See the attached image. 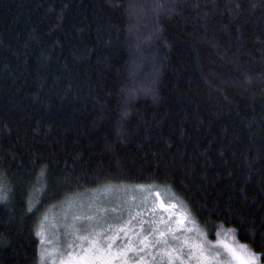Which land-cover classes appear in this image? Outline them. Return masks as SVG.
<instances>
[{"label":"trees","instance_id":"16d2710c","mask_svg":"<svg viewBox=\"0 0 264 264\" xmlns=\"http://www.w3.org/2000/svg\"><path fill=\"white\" fill-rule=\"evenodd\" d=\"M125 187L264 263V0H0V264Z\"/></svg>","mask_w":264,"mask_h":264},{"label":"rangeland","instance_id":"374dc122","mask_svg":"<svg viewBox=\"0 0 264 264\" xmlns=\"http://www.w3.org/2000/svg\"><path fill=\"white\" fill-rule=\"evenodd\" d=\"M36 236L43 264H242L246 258L232 231L208 236L173 196L151 187L67 201L43 217Z\"/></svg>","mask_w":264,"mask_h":264},{"label":"snow or ice","instance_id":"6c2138e0","mask_svg":"<svg viewBox=\"0 0 264 264\" xmlns=\"http://www.w3.org/2000/svg\"><path fill=\"white\" fill-rule=\"evenodd\" d=\"M37 235H40V233H37ZM41 243H43V240H41ZM109 247H111V245H109ZM223 247L227 249L229 252H231L233 256L236 255V251H234L232 248H229V246L226 243L223 245ZM240 248L246 254V258L242 261V264H259V261H260L259 256H257L254 252L248 249L247 246L241 245ZM207 251H210V249H207ZM44 252L47 253V249H44ZM201 254H203V252ZM46 258H47L46 256L43 257L40 264H43V260Z\"/></svg>","mask_w":264,"mask_h":264}]
</instances>
